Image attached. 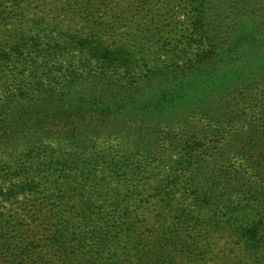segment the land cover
I'll use <instances>...</instances> for the list:
<instances>
[{
	"label": "trees",
	"instance_id": "16d2710c",
	"mask_svg": "<svg viewBox=\"0 0 264 264\" xmlns=\"http://www.w3.org/2000/svg\"><path fill=\"white\" fill-rule=\"evenodd\" d=\"M91 2L0 0V178L16 181L0 195L49 207L35 214L47 224L0 214V264H76L64 248L76 224L60 217L71 202L91 210L97 191L119 228L156 186L163 211L143 240L166 259L142 264H218V241L237 264H264V0H180L187 34L153 64L106 40L123 7ZM98 13L104 32L85 31Z\"/></svg>",
	"mask_w": 264,
	"mask_h": 264
},
{
	"label": "rangeland",
	"instance_id": "374dc122",
	"mask_svg": "<svg viewBox=\"0 0 264 264\" xmlns=\"http://www.w3.org/2000/svg\"><path fill=\"white\" fill-rule=\"evenodd\" d=\"M85 1L89 0H83V3ZM107 1H113V3L111 2L113 6H122L124 13L111 12L105 16V23L110 29L105 37L106 40L114 45H124L127 49L136 52H139L140 48L146 49L144 51L147 54V62L151 64H153L156 57L162 56L164 59L167 52L171 51L166 50L160 55L157 53L159 44L164 43L167 49H172L177 40L183 34H187L186 12L180 0H148L143 7H140L136 0H104V3ZM92 2L96 4L103 2V0H92ZM98 15L99 13L93 18L94 22L89 24L88 28H85V31L93 30V32L98 33L97 31L100 28L94 26V23L100 22L99 19L102 18L97 17ZM149 27L152 29L151 33L148 31L150 30ZM12 183H16V181L0 178V187L4 190L9 189ZM144 189L146 190L142 192L145 202L140 205L139 203L131 205L130 211H133L131 215L133 219L128 221V219L123 218L122 225L119 228H113L110 210L100 207L106 203V200L101 197L98 201H95L96 196H94V193H98L97 191L92 190V194L89 196L92 203L88 207L91 210L87 208L85 211L81 210L80 212L78 208H75L77 205L74 202H71L65 208V213L60 215L63 225L68 224L69 221L72 226L73 224L76 225L71 228L75 235L66 240L64 248H67L70 257L77 252L78 261L76 264H142L143 261H140L142 255L148 257L152 255L153 260L158 262L166 259V257L161 256L160 252L157 253V250H160L157 241L143 240L144 234H148L153 230V227L157 224L159 213L163 211L161 202L159 204L155 203L158 200L157 191L160 190L159 187H144ZM177 196H179L178 201L184 202L181 198L182 191L179 189L177 190ZM38 205L45 207L44 213L47 214L49 207H47L42 196L32 197L20 194L17 197L8 199L6 196L0 195V214H3L6 219H13L12 221L19 225L26 223L33 225L47 224L44 222L46 214L43 215L42 219L35 216L36 206ZM160 206L161 209H159ZM80 213L85 220L79 219ZM75 216L79 219V222L78 219L75 220ZM119 216H125V212H119ZM87 217L90 218L88 223H86ZM197 219L199 217H196L193 222H196ZM148 221L149 224H147ZM177 228L178 225H174L172 230ZM88 231H90L89 236H85ZM186 231H183L184 234H186ZM174 242L176 243H171V248L175 253L179 250L180 241ZM37 245L39 246L38 249L44 250L45 253L42 256H45V258L57 259L59 256L64 258L61 254L63 251L61 248L48 247L47 243H38ZM232 249L234 248L225 247L223 242L218 241V245L213 249V256L220 257L216 262L218 264H237L244 257V254L237 247L233 250L234 253L231 254L232 252L229 251ZM223 251H226L228 256L225 257ZM236 255L239 258L236 259ZM177 261L181 264L191 262L190 258H186L184 255L177 258Z\"/></svg>",
	"mask_w": 264,
	"mask_h": 264
}]
</instances>
